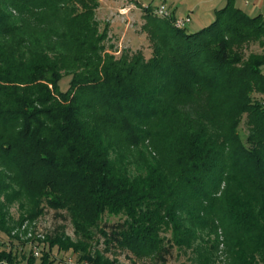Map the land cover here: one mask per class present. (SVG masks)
Returning <instances> with one entry per match:
<instances>
[{"label":"trees","instance_id":"trees-1","mask_svg":"<svg viewBox=\"0 0 264 264\" xmlns=\"http://www.w3.org/2000/svg\"><path fill=\"white\" fill-rule=\"evenodd\" d=\"M98 7L0 0V236L30 248L3 245L0 263L35 264L37 242L40 264L53 248L119 264L115 247L160 264L173 249L188 264H264V18L227 0L190 33L147 7L150 56H115ZM252 43L261 53L245 55ZM47 211L73 239L63 223L43 240L12 235Z\"/></svg>","mask_w":264,"mask_h":264},{"label":"rangeland","instance_id":"rangeland-1","mask_svg":"<svg viewBox=\"0 0 264 264\" xmlns=\"http://www.w3.org/2000/svg\"><path fill=\"white\" fill-rule=\"evenodd\" d=\"M99 4V7L96 10L95 18L99 24V29L102 30L104 28L107 29V39L105 41L106 52L110 54H114L115 56H119L120 53L124 50H138L142 49L143 54L146 58L150 56V49L148 48V40L146 38L145 33L142 31L143 24V12L142 9L145 7H149L151 9L158 8L163 0H141L144 2L139 7L130 6V0H96ZM178 2V12L179 14H183L185 16L186 10L191 6H194L197 3L201 5L198 7L196 12L197 16L194 18L192 22H190L186 26V31L190 33H194L196 31L199 20V15L204 11V9L208 8L209 4H207L208 0H176ZM226 1V0H225ZM135 3V1H134ZM167 4L168 1H166ZM129 4V5H128ZM225 4V3H224ZM234 7L243 10L248 16L254 17L259 13L263 14L264 11V0H233ZM224 6V5H222ZM201 26V25H200ZM261 49L258 44L252 43L249 44L247 48L244 50V54L248 55L249 53L260 54ZM70 81V77L66 76L61 78L59 82V87L61 90L65 91L68 88ZM253 98L264 105V95L254 94ZM245 120H242L240 124V135L244 136L246 132L245 128ZM12 215L16 218L17 212L15 208L11 209ZM53 213L51 211H47L43 216L38 217L36 220L31 223L25 222L21 225L20 228L16 229L12 235L18 234L20 240L26 241L29 238L28 232H33L35 230H41L44 233L51 231L56 223H63L65 225V233L71 239L74 238L73 229L69 221L57 220L53 217ZM123 220L122 217H110L108 218V222L110 224H114ZM36 232V231H35ZM161 236L168 238L170 233H162ZM0 250L2 246L5 245V248L8 249L11 244L13 250L17 252L19 258L20 255L24 254L26 256L29 255V245H22L19 241H9L2 235L0 236ZM35 238V237H34ZM38 240V239H37ZM43 240V239H41ZM10 242V243H8ZM103 239L99 240V249H103ZM41 255L42 253L48 252V246L44 243L40 244ZM36 257L35 264H40V257ZM74 254L71 251L68 252H60L57 248H53L50 250V257L54 260L55 264H60L59 262L63 259H67L68 257L74 258ZM107 256L112 259H116L119 264H160L153 257L149 256H141L138 257L134 253H132L128 249H119L117 247L111 248L107 253ZM23 261L21 264H24ZM167 264H188L187 255L178 251L177 249H173L171 251V255L167 257Z\"/></svg>","mask_w":264,"mask_h":264},{"label":"crops","instance_id":"crops-1","mask_svg":"<svg viewBox=\"0 0 264 264\" xmlns=\"http://www.w3.org/2000/svg\"><path fill=\"white\" fill-rule=\"evenodd\" d=\"M130 1L131 2L129 4L131 7L133 6L139 7L138 5H141L144 3L141 0H130ZM166 1H168L169 4H167ZM226 3H227V0L226 1L225 0H208L207 4H209V6L208 8L204 9L201 15H199V20L197 22L198 24H196V25H199L197 27H200V28H197L194 31H198L202 29L203 27L209 25L215 19V12L217 10L222 9L226 5ZM162 4H165L167 6V8L172 12V15L175 18H184L188 16L191 19L190 22H192L194 18L197 16L196 12L198 10V7L201 5L200 3H197L194 6H191L190 8L186 10V14L184 16L183 14H179L178 12L179 4L176 0H163ZM258 15H261L264 18V11H263V14L259 13Z\"/></svg>","mask_w":264,"mask_h":264},{"label":"built area","instance_id":"built-area-1","mask_svg":"<svg viewBox=\"0 0 264 264\" xmlns=\"http://www.w3.org/2000/svg\"><path fill=\"white\" fill-rule=\"evenodd\" d=\"M147 8V7H145ZM153 15L161 18V19H172V25L176 28V29H185L186 26L190 23L191 19L190 17H184V18H175L172 15V12L167 8V6L165 4H161L158 8L153 9ZM36 231V232H35ZM34 233L32 232H28L27 234L29 235V238H32L33 236L36 238L35 241L41 240L44 238L43 235V231L41 230H35ZM40 244L42 243H37L35 242L34 244H32V253L33 256L39 257L41 255V248H40ZM62 264H74V260L71 257H68Z\"/></svg>","mask_w":264,"mask_h":264},{"label":"water","instance_id":"water-1","mask_svg":"<svg viewBox=\"0 0 264 264\" xmlns=\"http://www.w3.org/2000/svg\"><path fill=\"white\" fill-rule=\"evenodd\" d=\"M0 264H5V263H0Z\"/></svg>","mask_w":264,"mask_h":264}]
</instances>
